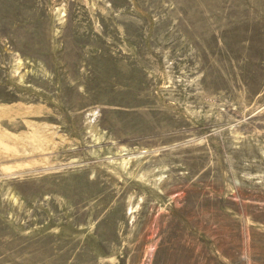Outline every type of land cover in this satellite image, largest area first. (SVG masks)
I'll return each instance as SVG.
<instances>
[{"label":"rangeland","instance_id":"1","mask_svg":"<svg viewBox=\"0 0 264 264\" xmlns=\"http://www.w3.org/2000/svg\"><path fill=\"white\" fill-rule=\"evenodd\" d=\"M0 264H264V0H0Z\"/></svg>","mask_w":264,"mask_h":264}]
</instances>
